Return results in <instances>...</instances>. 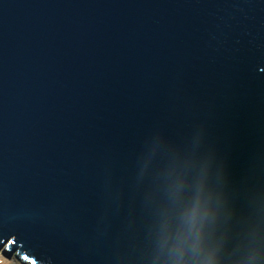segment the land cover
I'll list each match as a JSON object with an SVG mask.
<instances>
[{
	"label": "water",
	"instance_id": "95a60500",
	"mask_svg": "<svg viewBox=\"0 0 264 264\" xmlns=\"http://www.w3.org/2000/svg\"><path fill=\"white\" fill-rule=\"evenodd\" d=\"M1 252L264 264V0H0Z\"/></svg>",
	"mask_w": 264,
	"mask_h": 264
},
{
	"label": "rangeland",
	"instance_id": "374dc122",
	"mask_svg": "<svg viewBox=\"0 0 264 264\" xmlns=\"http://www.w3.org/2000/svg\"><path fill=\"white\" fill-rule=\"evenodd\" d=\"M0 264H29V263H22L16 260L14 256L11 259H7L6 257L3 256L1 252Z\"/></svg>",
	"mask_w": 264,
	"mask_h": 264
},
{
	"label": "snow or ice",
	"instance_id": "6c2138e0",
	"mask_svg": "<svg viewBox=\"0 0 264 264\" xmlns=\"http://www.w3.org/2000/svg\"><path fill=\"white\" fill-rule=\"evenodd\" d=\"M15 243H16V241H15V239H13V240H12V244H15ZM23 259H24V260H28V256L25 255V256L23 257ZM31 264H35V261L33 260V261L31 262Z\"/></svg>",
	"mask_w": 264,
	"mask_h": 264
},
{
	"label": "trees",
	"instance_id": "16d2710c",
	"mask_svg": "<svg viewBox=\"0 0 264 264\" xmlns=\"http://www.w3.org/2000/svg\"><path fill=\"white\" fill-rule=\"evenodd\" d=\"M0 257H1V253H0Z\"/></svg>",
	"mask_w": 264,
	"mask_h": 264
}]
</instances>
